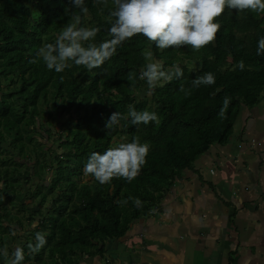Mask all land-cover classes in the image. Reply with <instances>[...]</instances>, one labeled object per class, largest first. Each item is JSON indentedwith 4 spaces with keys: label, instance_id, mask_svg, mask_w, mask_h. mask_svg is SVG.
<instances>
[{
    "label": "trees",
    "instance_id": "trees-1",
    "mask_svg": "<svg viewBox=\"0 0 264 264\" xmlns=\"http://www.w3.org/2000/svg\"><path fill=\"white\" fill-rule=\"evenodd\" d=\"M85 3L88 12L80 14V23L98 26L97 42L110 38L113 0ZM71 7V0H0V205L7 201L16 210H0V248L7 239L21 238L9 234L21 232L27 218L36 224L34 236L40 231L46 237L38 251L22 248L20 264H30L33 256L41 264H76L83 256L103 255L107 241L122 238L135 221L150 215L212 146L229 142L245 107L264 99V55L256 54L264 14L237 16L226 8L217 17L216 38L198 51L187 45L156 49L137 34L97 68L72 64L57 73L36 52L74 22L65 9L80 10ZM149 48L166 70L178 65L183 75L150 88L139 75ZM207 71L215 74V83L195 86L193 79ZM225 96L230 103L220 115ZM132 107L155 111L158 119L132 125ZM113 112L117 122L107 128ZM133 136L150 144L135 178L113 176L100 184L90 174L91 180L82 181L89 153ZM28 165L30 178L19 176ZM35 178V189L26 191L22 183ZM21 192L26 198L18 197ZM27 198L38 200L39 207L32 210Z\"/></svg>",
    "mask_w": 264,
    "mask_h": 264
},
{
    "label": "crops",
    "instance_id": "crops-1",
    "mask_svg": "<svg viewBox=\"0 0 264 264\" xmlns=\"http://www.w3.org/2000/svg\"><path fill=\"white\" fill-rule=\"evenodd\" d=\"M76 264H264V99L153 212Z\"/></svg>",
    "mask_w": 264,
    "mask_h": 264
},
{
    "label": "clouds",
    "instance_id": "clouds-1",
    "mask_svg": "<svg viewBox=\"0 0 264 264\" xmlns=\"http://www.w3.org/2000/svg\"><path fill=\"white\" fill-rule=\"evenodd\" d=\"M113 3L114 7L109 13L114 17L108 27L110 38L97 42L98 26L80 23V14L88 12L85 0H71V8H79L80 13L66 8L65 12L74 17V22L65 24L54 42H47L38 48L36 56L48 69L57 73L63 72L72 64L83 65L91 70L109 59L117 46L137 34H142L148 41L154 42L156 49H174L187 45L198 51L216 38L221 28L217 17L221 16L226 8L235 9L237 16L243 11L264 14V0H113ZM256 54L264 55V35L257 40ZM143 55L145 63L139 75L150 88H154L161 79L183 75V69L178 65L166 70L151 48L143 52ZM239 66L244 67L243 60ZM215 80V74L207 71L195 77L193 84L211 85ZM229 103L230 97L225 96L220 115H223ZM117 116L118 113L113 112L105 126L109 128L116 123ZM128 118L132 125L139 126L141 123L156 121L158 114L148 108L137 110L132 107L129 108ZM149 149L150 144L147 141L133 136L115 146L105 148L102 152L92 151L83 165V174H91L100 184L109 183L113 176H121L131 181L146 162ZM134 202L139 204V198H134ZM35 241L32 248L33 251H38L46 243V237L37 231ZM0 255L7 257V249L0 248ZM23 259V250L17 246L6 264H20Z\"/></svg>",
    "mask_w": 264,
    "mask_h": 264
},
{
    "label": "rangeland",
    "instance_id": "rangeland-1",
    "mask_svg": "<svg viewBox=\"0 0 264 264\" xmlns=\"http://www.w3.org/2000/svg\"><path fill=\"white\" fill-rule=\"evenodd\" d=\"M168 70H170V69H168ZM168 79H162V81H161V83L160 84H163V82H165V81H167ZM148 96H150V94L148 93ZM52 142H53V140H51V142H50V144H52ZM54 143H55V141H54ZM57 146H58V144L56 143V149H57ZM52 153V152H51ZM32 158H33V160H32V162L31 163H34V161H35V159H34V157L32 156ZM29 167H23L22 168V171H21V173H19V176H22V174H25V173H27V176H28V178H30V176H31V174H32V167L30 166V165H28ZM88 180H91V177H90V174L89 175H87V176H83L82 177V181L83 182H86V181H88ZM35 181H36V178L34 179V181L33 182H30V185L29 184H27V181L26 182H23L22 183V187H24V189L27 191V190H31V191H33L34 189H35V184H33V183H35ZM27 186L29 187V189L27 188ZM25 191V192H26ZM28 194H24V192H21V193H19V196L18 197H23V196H25V198H26V196H27ZM25 203L32 209V210H35L37 207H39V201L38 200H36V199H30V198H27L26 200H25ZM46 205H49L48 204V202L46 203ZM2 208V209H1ZM0 210H10V211H12L13 213L14 212H16V210L14 209V204H13V206H12V204L11 203H9V202H7V201H5L4 203H2L1 205H0ZM42 210H45V206L42 208ZM28 215L29 214H27V217H28ZM26 216H25V218H27ZM29 223H31V222H28V218L27 219H25V223H23V226H22V228H21V232L20 231H18V233L17 232H12L11 234H9L10 236H18V234H20L21 235V238H18V239H16V240H10V239H7V241L6 242H4V245H5V247L4 248H6L7 249V251H8V254L10 253V251H11V248H13L14 247V245L15 244H17V245H19V247H21V248H23V250H28V251H30L31 249H32V243H33V241H35V236H34V232H33V227H35L36 226V224H34L33 226L31 225V224H29ZM34 236V237H33ZM9 258V257H8ZM10 258H11V256H10ZM9 258V259H10ZM43 259H48V254L45 256V257H43ZM6 262H7V257H5V256H0V264H6ZM30 264H41L40 262H35V256H33V258H32V260L30 261Z\"/></svg>",
    "mask_w": 264,
    "mask_h": 264
}]
</instances>
